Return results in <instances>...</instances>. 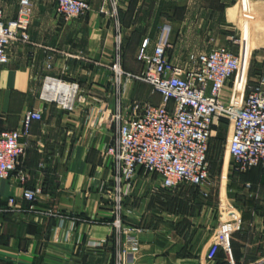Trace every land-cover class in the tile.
<instances>
[{
  "label": "crops",
  "instance_id": "1",
  "mask_svg": "<svg viewBox=\"0 0 264 264\" xmlns=\"http://www.w3.org/2000/svg\"><path fill=\"white\" fill-rule=\"evenodd\" d=\"M56 1L33 0L31 42L14 45L10 62L0 67V134L21 130L29 111L43 116L33 123L30 137L21 140L26 154L17 172L0 180V264H115V185L106 155L115 128L107 116L121 101L142 99L137 98V82L112 87L114 66L140 73L137 54L145 39L150 53L165 43L169 60L181 67L218 47L237 49L245 58V47H233L232 38L246 41L249 57L262 66L264 0H83L93 11L68 22L56 17ZM113 2L115 17L102 15L100 8L106 5L112 12ZM19 4L0 0L7 21L17 18ZM246 77L261 80L264 70ZM74 86L77 98L68 110L62 102ZM237 86L225 90L227 104ZM157 182L141 173L123 199V223L143 230L141 252L129 264H264V201L235 207L238 219L230 223L220 220L221 210L217 220L211 219L214 208L204 207L200 216L189 218L187 230H171L160 238L157 205L167 206V211L158 209L160 219L178 223L180 218L171 198L157 201ZM37 186L44 189L41 198L26 202L24 191ZM253 189L264 195L262 184ZM12 197L18 201L16 210L8 207ZM230 225L237 230L226 232ZM214 244L219 245L217 254L208 260Z\"/></svg>",
  "mask_w": 264,
  "mask_h": 264
},
{
  "label": "built area",
  "instance_id": "2",
  "mask_svg": "<svg viewBox=\"0 0 264 264\" xmlns=\"http://www.w3.org/2000/svg\"><path fill=\"white\" fill-rule=\"evenodd\" d=\"M19 5L17 18L9 21L0 8V67L10 62L9 50L14 45L31 42L33 0H20ZM112 7L113 11L109 12L103 5L100 13L115 17L117 2H113ZM92 11L93 6L83 0H57L55 5L56 17L66 22L85 18ZM231 43L233 47H242L238 39L232 38ZM149 49L150 41L145 39L137 54V61L143 67L140 73H126L118 63L113 68L115 90L129 82L143 83L161 98L159 105L148 101H121L107 116L108 124L115 128L113 142L106 150V155L111 157L115 185V264H129V258L141 252L138 238L143 230L125 225L121 219L123 199L135 188L138 176L143 173L156 177L158 188L166 192L189 185L205 193L202 190L211 177L210 144L221 123L227 122L231 131L228 152L233 174L240 176L261 169L264 175V78L255 85H241L239 89L243 59L229 47L201 53L188 67L169 60L165 43H157L152 53ZM117 53H121V38L117 41ZM232 83L238 86L234 98L227 104L224 94ZM77 92L78 86L71 87L70 99L62 102L66 109H73ZM236 92L241 94L239 98ZM42 121L40 112L29 111L23 118L21 130L0 134V180L9 179L17 172L26 154L21 140L30 137L34 122ZM19 178L24 179L21 173ZM246 190L252 192V186L246 185ZM43 193V187L37 186L25 190L23 199L35 204ZM17 205L16 198L8 200L10 210L18 209ZM220 210L222 222L238 219L235 207ZM236 230L230 225L225 231ZM218 247L214 244L210 248L208 260H214Z\"/></svg>",
  "mask_w": 264,
  "mask_h": 264
},
{
  "label": "rangeland",
  "instance_id": "3",
  "mask_svg": "<svg viewBox=\"0 0 264 264\" xmlns=\"http://www.w3.org/2000/svg\"><path fill=\"white\" fill-rule=\"evenodd\" d=\"M238 40L240 42L242 41L240 39ZM245 45L246 41H242V46L245 47L246 54L245 58L242 56L243 65L238 76V83L250 86L257 84L260 80L257 78H253V80L247 79V73L250 78V75L264 70V65L259 66L255 63L254 58L252 59V55L251 58L249 57L250 55L247 53L248 50ZM238 47L240 48L241 46ZM136 88L139 93L137 98L142 99L141 101L152 102L156 105L161 103L160 96L152 94L150 86L143 83H136ZM240 96L241 94L236 92V97L239 98ZM230 132L229 124L223 122L211 141L209 153L211 177L209 183L204 188L205 193H201L200 189L189 185H183L174 192L160 190L157 193V201L161 196L171 198L170 205L173 207L174 214L176 216L178 215L180 218L178 223L169 220L164 221V217L160 219L159 215H163L161 211H167V206L163 205L161 208L157 205V234L159 237L165 236L170 233L171 230H178L179 232L187 230L190 226L189 218L200 216L204 207L214 208L211 219L217 220L220 215V209L224 212L226 211L225 208L230 206L237 208L240 205H249L250 202L264 201V195L253 192L254 186L262 184L264 187V178L261 179L258 170L256 171L258 176L256 175L255 177H253L252 174L235 176L232 172V159L228 152ZM246 185L252 186V192L246 190ZM167 202H169V200H167L166 203Z\"/></svg>",
  "mask_w": 264,
  "mask_h": 264
},
{
  "label": "trees",
  "instance_id": "4",
  "mask_svg": "<svg viewBox=\"0 0 264 264\" xmlns=\"http://www.w3.org/2000/svg\"><path fill=\"white\" fill-rule=\"evenodd\" d=\"M209 164H210V161H209ZM259 171L260 172V177H261V179H263L264 178V175H263V173H262V170L261 169H254V170H252V171H250V172H248L247 174H251L252 172H254V171ZM245 175V174H244ZM240 176H242V175H240Z\"/></svg>",
  "mask_w": 264,
  "mask_h": 264
},
{
  "label": "bare ground",
  "instance_id": "5",
  "mask_svg": "<svg viewBox=\"0 0 264 264\" xmlns=\"http://www.w3.org/2000/svg\"><path fill=\"white\" fill-rule=\"evenodd\" d=\"M245 46H247V45H245ZM47 87H48V86H47ZM54 91H55V89H54ZM54 91H53V92H54ZM57 91H58V90H57ZM58 92H59V91H58ZM52 97H53V96H52ZM55 97H56V100L59 99V96H58V95H56ZM70 97H71V96H70V94H69L68 97L63 98V101H64V100L66 101V100L70 99Z\"/></svg>",
  "mask_w": 264,
  "mask_h": 264
}]
</instances>
